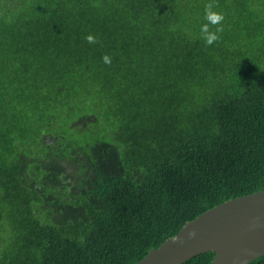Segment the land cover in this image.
<instances>
[{
  "label": "trees",
  "instance_id": "1",
  "mask_svg": "<svg viewBox=\"0 0 264 264\" xmlns=\"http://www.w3.org/2000/svg\"><path fill=\"white\" fill-rule=\"evenodd\" d=\"M262 190L264 0H0V264H136Z\"/></svg>",
  "mask_w": 264,
  "mask_h": 264
},
{
  "label": "water",
  "instance_id": "2",
  "mask_svg": "<svg viewBox=\"0 0 264 264\" xmlns=\"http://www.w3.org/2000/svg\"><path fill=\"white\" fill-rule=\"evenodd\" d=\"M210 252L211 264H249L264 256V190L204 212L136 264H184Z\"/></svg>",
  "mask_w": 264,
  "mask_h": 264
},
{
  "label": "clouds",
  "instance_id": "3",
  "mask_svg": "<svg viewBox=\"0 0 264 264\" xmlns=\"http://www.w3.org/2000/svg\"><path fill=\"white\" fill-rule=\"evenodd\" d=\"M209 8H210V6H209ZM223 18H224L223 14H221V13L212 12L211 10H209L207 13V19L213 24L220 22L221 20H223ZM222 30L223 29L220 28L217 31H222ZM202 31L207 34V43L208 44H212L215 40L218 39V36L215 33H208V25H206V24L203 25ZM87 39L89 40V42H94V38L91 35L88 36ZM104 61H105V63H110L111 62L110 57L105 56Z\"/></svg>",
  "mask_w": 264,
  "mask_h": 264
}]
</instances>
